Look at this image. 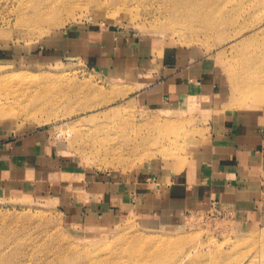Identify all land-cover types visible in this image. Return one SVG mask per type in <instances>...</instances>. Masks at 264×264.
Here are the masks:
<instances>
[{
	"label": "rangeland",
	"instance_id": "obj_1",
	"mask_svg": "<svg viewBox=\"0 0 264 264\" xmlns=\"http://www.w3.org/2000/svg\"><path fill=\"white\" fill-rule=\"evenodd\" d=\"M115 1L0 0V124L13 135L48 132L73 161L67 180L80 185L86 174L181 171L208 141L213 115L209 96L187 107L144 105L140 86L65 55L62 37L73 27L119 29L187 51L220 75L224 111L264 114V95L236 88L264 83V65L246 61L264 41L249 32L264 29V0H203L202 17L177 0ZM76 193L90 205L82 188ZM65 198L0 192V264H264V226L246 225L229 209L179 219L130 210L72 223Z\"/></svg>",
	"mask_w": 264,
	"mask_h": 264
},
{
	"label": "crops",
	"instance_id": "obj_2",
	"mask_svg": "<svg viewBox=\"0 0 264 264\" xmlns=\"http://www.w3.org/2000/svg\"><path fill=\"white\" fill-rule=\"evenodd\" d=\"M62 38L65 55L114 80L140 86L137 97L148 107H187L209 96L210 137L174 174L156 176L144 170L121 178L86 174L80 185L67 180L74 175L73 161L48 132L19 136L0 124V192L69 197L64 208L72 223L96 219L98 213L108 220L111 213L130 210L179 219L216 204L246 225L264 226V114L224 111L218 102L222 82L216 69L205 60H192L187 51L158 48L119 29L73 27ZM79 188L90 205L76 198Z\"/></svg>",
	"mask_w": 264,
	"mask_h": 264
},
{
	"label": "bare ground",
	"instance_id": "obj_3",
	"mask_svg": "<svg viewBox=\"0 0 264 264\" xmlns=\"http://www.w3.org/2000/svg\"><path fill=\"white\" fill-rule=\"evenodd\" d=\"M112 1H113V3L116 2L115 0H112ZM177 1L183 2V3L186 2V5L188 7H192L193 11H196L193 14L196 15L197 17H202V16L208 15L204 11V9L201 8V6L203 5V0H177ZM262 26L263 25L258 26L257 24L252 25L253 28L250 31L248 30L249 32L252 33L250 35V37H254V35L257 36L258 34L264 33V29L262 28ZM240 35L244 36V34H240ZM256 46H257L258 51L253 52V53H249L247 55V60H246L247 63L250 66H252L253 68H256L257 66H260V65H264V41L261 42L260 44L256 45ZM259 80L260 79H257L256 83L247 82V84H246L245 82H243L242 84H239V86H237L236 88L238 91L245 93V95L253 93V94L262 96V95H264V83H260L261 81H259ZM58 135L61 136V133H58ZM179 165L180 166L176 165L175 167H177L178 170L179 169L181 170L183 166L181 164H179Z\"/></svg>",
	"mask_w": 264,
	"mask_h": 264
},
{
	"label": "built area",
	"instance_id": "obj_4",
	"mask_svg": "<svg viewBox=\"0 0 264 264\" xmlns=\"http://www.w3.org/2000/svg\"><path fill=\"white\" fill-rule=\"evenodd\" d=\"M212 207H213V209H217L218 208V206L216 204H213Z\"/></svg>",
	"mask_w": 264,
	"mask_h": 264
}]
</instances>
